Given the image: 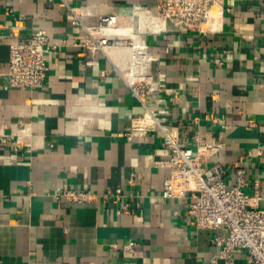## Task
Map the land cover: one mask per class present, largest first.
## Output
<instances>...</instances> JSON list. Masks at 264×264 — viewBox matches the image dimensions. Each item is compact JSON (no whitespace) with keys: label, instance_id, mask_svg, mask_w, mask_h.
I'll list each match as a JSON object with an SVG mask.
<instances>
[{"label":"crops","instance_id":"1","mask_svg":"<svg viewBox=\"0 0 264 264\" xmlns=\"http://www.w3.org/2000/svg\"><path fill=\"white\" fill-rule=\"evenodd\" d=\"M93 24L114 11L123 27L89 67L60 1L0 0V74L9 45L46 29L57 47L42 88L8 87L0 78V131L22 141L20 151L0 142V264H248L236 249L232 263L215 258L212 242L223 229L197 228L191 200L163 197L170 153L163 132L128 135L144 106L123 74L129 43L144 42L159 90L149 104L183 145L204 135L222 143L208 164L227 167L228 186L244 171L246 193L264 209V0H226L216 30L198 32L172 23L161 33L132 25L136 6L156 0L74 1ZM132 25V27H131ZM106 70V74H102ZM64 189L90 190V201L58 198ZM134 240L133 255L124 244Z\"/></svg>","mask_w":264,"mask_h":264},{"label":"built area","instance_id":"2","mask_svg":"<svg viewBox=\"0 0 264 264\" xmlns=\"http://www.w3.org/2000/svg\"><path fill=\"white\" fill-rule=\"evenodd\" d=\"M55 1V0H50ZM68 10L70 22L83 30L79 45L83 48L87 66H98L95 55L105 52L109 46L127 44L128 39L118 40L109 35L112 29L123 27L116 12L99 16L96 23L85 21L84 13L74 1L60 0ZM226 0H156L153 8L136 6L131 16L132 25L140 32L156 34L166 31L168 24L183 30L198 32L214 31L222 20ZM131 25V27H132ZM125 28V27H123ZM134 47L133 57L123 77L134 96L144 106V113L133 118L128 135L146 137L149 133L162 130L165 145L170 153L167 162L159 165L169 169V176L162 188L163 197H186L191 200L188 213L197 228L223 229L224 234H215L212 242L217 247L215 258L232 263L234 251L245 249L248 264H264V209L254 203L255 196L244 190L246 176L237 170L238 181L228 186L225 182L226 165L220 162L208 164V160L221 149L222 143L209 141L202 134H196L194 147L181 144L161 124L152 106L149 94L159 90V80L150 71L153 57L149 46L144 43H129ZM57 47L51 41L46 29H37L9 45V63L0 78L8 87L42 88L49 80L48 62ZM102 70V74H106ZM0 142L16 152L22 148V141L13 134L0 131ZM68 201L93 200L97 194L90 190L64 189L56 194ZM138 242L131 240L124 249L133 255Z\"/></svg>","mask_w":264,"mask_h":264}]
</instances>
